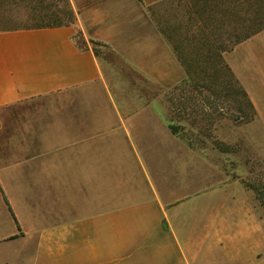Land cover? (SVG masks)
<instances>
[{"label":"crops","instance_id":"0c3cea01","mask_svg":"<svg viewBox=\"0 0 264 264\" xmlns=\"http://www.w3.org/2000/svg\"><path fill=\"white\" fill-rule=\"evenodd\" d=\"M70 1L75 24L0 31V111L31 107L0 125V264H254V241L232 236L219 205L229 178L145 89L186 76L151 12L170 0ZM255 42L264 31L225 60L258 69L228 58ZM251 100L261 114L264 95Z\"/></svg>","mask_w":264,"mask_h":264},{"label":"rangeland","instance_id":"374dc122","mask_svg":"<svg viewBox=\"0 0 264 264\" xmlns=\"http://www.w3.org/2000/svg\"><path fill=\"white\" fill-rule=\"evenodd\" d=\"M207 3V0H171L151 8L159 26L171 36L172 48L174 44L179 46L183 59L191 62L192 74L169 90L155 86L145 89L164 95L170 111L168 121L178 126V136L207 158L213 159L216 166L227 175L230 187L225 189L224 199L220 195L218 201L220 205L225 200V207L230 208L231 234L245 233L247 241H254V264H264V206L259 199V194H264V102H259L263 108L261 114L255 107L256 112H253L239 93V84L234 81L225 64L207 63L202 58V54L208 52L209 45L199 43L201 41L198 38L208 36L209 29L213 28L211 21L223 20L228 7L224 1L213 3L215 7L211 12ZM26 18V15H21L15 23L0 28L21 26L24 23L20 20L25 21ZM211 33H214L210 36L211 40L217 36V42L222 47L227 44L224 26L216 34L213 28ZM190 34L197 35L195 43V39L192 42L187 40ZM92 47L100 57L106 56L122 68L127 78L135 83L144 81L140 74L128 64L120 62L112 53L108 54L100 44L92 43ZM251 47L254 50L242 51L241 57L236 54L228 56L230 59L237 57L241 61L260 63L258 69L247 70L241 63L237 64L236 70L229 65L250 100L252 96L264 95V87L260 86L264 85V52H255L263 50L264 44L255 42ZM237 71L244 75L239 76ZM252 104L254 106V102ZM239 107L245 109V115L238 112ZM30 108L25 104L2 108L0 125L14 126L13 113ZM251 117L253 119L248 121ZM202 206L207 205L203 203ZM244 225L246 228H243Z\"/></svg>","mask_w":264,"mask_h":264},{"label":"trees","instance_id":"16d2710c","mask_svg":"<svg viewBox=\"0 0 264 264\" xmlns=\"http://www.w3.org/2000/svg\"><path fill=\"white\" fill-rule=\"evenodd\" d=\"M207 1L209 2L207 4L211 8V12H213V9L215 7V5H212L213 3H218L220 1L228 3V7L226 8L227 11H225L226 14L224 15L225 18L223 20H210L213 24L215 34L221 26L225 27V37L228 42L222 47L219 42H217V36H214L215 38L213 37V40H211L210 36L212 37V34L214 35V33H211L213 28L209 29L210 33L208 32L207 37L198 38V40L201 41H198L199 43L204 44L205 46L209 45L208 52L202 54V58L207 63L216 62L218 64H225V68L229 71L234 81L239 84V93L243 95L244 99L251 107V110L253 112H256L251 100L247 95L246 90L242 87V85H240L231 67L225 60L224 53L232 51L237 44L264 31V0ZM21 2L23 3V5L21 4ZM70 4L71 3L69 0H0V27L2 25H10L12 23H15V20H18L21 15H26L27 17L25 21L20 20L24 23L23 25L15 28H0V31L28 28H50L75 24L76 13L72 9V6ZM69 5L71 6V8ZM199 23L202 22L199 21ZM157 24L159 26V23ZM159 29L165 36L167 41L171 43V36L167 34L166 29H163L160 26ZM190 36V38L187 37V40L192 42V39H195V43L197 35L192 36L190 34ZM173 49L184 67L186 73V76L183 80L184 82L192 74L190 69L192 64L190 61L188 62L183 59V55L180 52L179 46L174 44ZM238 112L241 115H245V109L243 107H239ZM252 119L253 117L248 119V121ZM169 127L174 134L178 135V126L176 124L169 123ZM259 199L264 206V194H259Z\"/></svg>","mask_w":264,"mask_h":264}]
</instances>
